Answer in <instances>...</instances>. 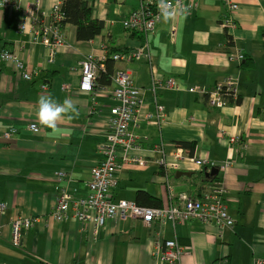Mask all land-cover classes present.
<instances>
[{
    "label": "crops",
    "instance_id": "0c3cea01",
    "mask_svg": "<svg viewBox=\"0 0 264 264\" xmlns=\"http://www.w3.org/2000/svg\"><path fill=\"white\" fill-rule=\"evenodd\" d=\"M13 1L11 8L0 9V54H16L32 79L25 80L14 64L0 59V264H161L154 258L156 243L169 240L183 249L181 264L264 260V0H230L238 6L235 10L226 0H194L193 11L168 22L161 18L149 36L150 58L114 65L143 90L137 126L131 127L139 147L128 157H139L145 165L123 164L125 157L118 158L122 165L113 199L136 203L143 192L147 198L141 202L149 205L142 207L162 209L180 204L182 194L199 199L206 188L222 186L234 227L196 220L148 225L128 219L107 221L97 232L94 222L76 219L74 202L88 197L87 182L103 158L100 147L116 106V85L81 91V64L89 56L104 65L114 54L139 51L146 37L125 30L122 23L142 3L159 0H90L94 18L105 23L101 35L78 42L76 27L60 26L66 43L53 61L45 43L52 40L43 28L51 25L54 7L64 0ZM37 1L40 12L32 16ZM29 17L31 24L20 33V24ZM226 20L234 25L223 28ZM154 71L162 81L173 79L176 88L153 92ZM226 81L235 83V95L222 107L199 92H211ZM49 93L58 101L72 98L79 113L60 121L55 132L35 116L39 96ZM32 123L39 126V134L29 130ZM10 129L16 134L6 140L4 133ZM179 143H191L194 156ZM179 149L208 165L178 162V169H165L163 155L176 163ZM212 163L225 168L208 180L203 171L214 168ZM60 171L65 181L56 179ZM177 172L193 176L177 178ZM58 189L72 197L63 222L53 217ZM21 218L36 221L22 230V247L17 248L11 242L12 222Z\"/></svg>",
    "mask_w": 264,
    "mask_h": 264
},
{
    "label": "built area",
    "instance_id": "2783aa9c",
    "mask_svg": "<svg viewBox=\"0 0 264 264\" xmlns=\"http://www.w3.org/2000/svg\"><path fill=\"white\" fill-rule=\"evenodd\" d=\"M231 10L238 8L230 0H226ZM14 4L13 0H0V9L7 10ZM159 1L151 3H142L138 10H135L131 15L123 21L122 25L125 30L138 32L143 34L146 39L143 47L137 52H124L112 55L115 62H131L140 59L142 56L150 58V44L149 36H152L160 20L162 18L159 7ZM173 7L187 8V13L196 9L197 4L194 0H177L171 1ZM40 12V3L37 1L36 5L31 11L32 16ZM178 11L176 16L183 15ZM63 20L61 14V6L54 7V14L52 16V23L43 28V33L46 38L52 40L46 41L49 47V59L53 61L55 58L56 50L63 47L66 43L64 36L60 31V22ZM23 23L20 24L19 32L24 33L25 28H21ZM232 20H226L223 28L233 26ZM52 36V38H50ZM0 59L7 63H12L16 68L22 72L25 80H31L32 75L26 72L24 62L13 53L3 51L0 54ZM238 59H244L242 55H238ZM82 78H81V91L93 93L96 90V81L98 78L99 69H104V65L96 61L93 56L87 57L81 64ZM151 90L155 92L159 88L174 89L176 88L175 81L168 79L162 81L154 76ZM113 82L116 88L113 92V100L116 102L109 114L107 127L105 131L106 139L100 147L103 155L102 160L92 169V177L87 182L89 195L86 199L74 202L77 212L75 217L78 221L94 222L96 224V232L103 227L107 221L128 219H141L146 224L158 222L161 225H166L167 221L176 223H186L190 220H196L201 224L216 223L219 228H232L235 225L234 219L229 215L228 210L223 202L224 189L222 186L206 188L199 199L191 197L188 194L179 196L177 206L169 208L152 209L139 206L133 201L120 200L116 202L113 197V191L118 184V174L121 169L119 157H125L124 163H132L139 166H144L145 161L139 157H128V152L139 147L138 137L135 135L131 127L137 126V117L140 108L143 105V90L135 87L130 76L121 70L117 71L114 75ZM226 87L228 93H234L235 83L233 81H226L223 85L218 86L213 92L210 93V103L216 107H222L225 103L223 101L221 90ZM43 90L46 85H43ZM192 92H198L192 89ZM204 93L203 90L199 91ZM158 111L162 112L163 108L158 106ZM29 130L32 133L39 134L40 128L36 123L29 125ZM16 134L15 129H10L4 133L6 140L11 139ZM160 164L165 169H178L181 163H194L198 166L208 165V161L203 159H196L188 157L179 149L174 157L176 163L167 161L168 156L163 155ZM211 167L224 169V165L216 166L212 163ZM66 174L60 171L56 174V179L61 182L65 181ZM58 201L54 210L53 217L58 222H63L68 219L69 209L72 203L71 195L64 189H58ZM7 205H1V210L6 209ZM36 220L33 218H21L12 222V245L14 247H22V230L28 229L34 224ZM184 255L183 249L178 246L175 241H161L156 243L154 251V258L161 264H181V259ZM226 264V263H224ZM253 264H264V260H255Z\"/></svg>",
    "mask_w": 264,
    "mask_h": 264
},
{
    "label": "trees",
    "instance_id": "16d2710c",
    "mask_svg": "<svg viewBox=\"0 0 264 264\" xmlns=\"http://www.w3.org/2000/svg\"><path fill=\"white\" fill-rule=\"evenodd\" d=\"M61 14L63 16V20L60 22V25H72L76 27V37L78 42H90L94 40L97 36L101 35L102 31L105 28V23L103 21L94 18L93 6L91 5L90 0H64L61 5ZM232 44L233 43L231 39H229V45ZM114 65L115 61H113L111 57L104 63V69H99L96 88H98L99 86L109 87L112 85L114 75L117 71H119L114 70ZM211 92L204 91L203 93L205 96H207L208 102L210 101L209 95ZM221 95L223 101L227 102L233 100L232 95L234 94L228 93L226 87H223L221 90ZM178 146L189 151V156H194V148L191 143H179ZM200 174L203 175L202 172ZM204 180L206 179L204 178ZM143 195H145V193L143 192H139L138 194L136 203L139 206L149 205L145 202H141V198H147V196ZM154 205L156 207L159 206L158 203H155Z\"/></svg>",
    "mask_w": 264,
    "mask_h": 264
},
{
    "label": "clouds",
    "instance_id": "9594fccd",
    "mask_svg": "<svg viewBox=\"0 0 264 264\" xmlns=\"http://www.w3.org/2000/svg\"><path fill=\"white\" fill-rule=\"evenodd\" d=\"M179 4V0H177ZM161 16L165 22L176 17L178 11L187 13V8L173 7L171 0H159L158 4ZM32 17L25 20L21 28H28L31 24ZM77 105L72 98H65L58 101L49 93L47 95H40L37 100L36 119L39 124L53 132L58 130V124L64 119L72 120L78 116Z\"/></svg>",
    "mask_w": 264,
    "mask_h": 264
},
{
    "label": "water",
    "instance_id": "95a60500",
    "mask_svg": "<svg viewBox=\"0 0 264 264\" xmlns=\"http://www.w3.org/2000/svg\"><path fill=\"white\" fill-rule=\"evenodd\" d=\"M203 173H204V176L209 180V179H211L213 177L218 176L219 171H218L217 168H212L210 170H208L206 168V169H204ZM182 176H186V177L190 178V177L193 176V172H177V178H180Z\"/></svg>",
    "mask_w": 264,
    "mask_h": 264
},
{
    "label": "rangeland",
    "instance_id": "374dc122",
    "mask_svg": "<svg viewBox=\"0 0 264 264\" xmlns=\"http://www.w3.org/2000/svg\"><path fill=\"white\" fill-rule=\"evenodd\" d=\"M185 180H187V178H185ZM190 180V179H189ZM192 180H197V178H194V179H192Z\"/></svg>",
    "mask_w": 264,
    "mask_h": 264
}]
</instances>
